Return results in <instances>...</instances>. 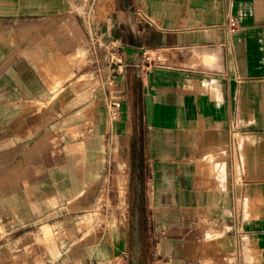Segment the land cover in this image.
Wrapping results in <instances>:
<instances>
[{
    "label": "crops",
    "instance_id": "crops-1",
    "mask_svg": "<svg viewBox=\"0 0 264 264\" xmlns=\"http://www.w3.org/2000/svg\"><path fill=\"white\" fill-rule=\"evenodd\" d=\"M0 264H264V0H0Z\"/></svg>",
    "mask_w": 264,
    "mask_h": 264
},
{
    "label": "rangeland",
    "instance_id": "rangeland-1",
    "mask_svg": "<svg viewBox=\"0 0 264 264\" xmlns=\"http://www.w3.org/2000/svg\"><path fill=\"white\" fill-rule=\"evenodd\" d=\"M105 193L91 210L67 212L68 216L61 218L59 224L43 230L42 234L40 233L33 240L39 245H43L47 249L48 255L51 256L53 245H58L61 242L60 245L64 246L62 240L65 234L68 235L72 243H76L79 240L91 238L104 229H114L118 224V213L122 214L126 208V203L123 202V189L119 187L117 190L110 186Z\"/></svg>",
    "mask_w": 264,
    "mask_h": 264
},
{
    "label": "built area",
    "instance_id": "built-area-1",
    "mask_svg": "<svg viewBox=\"0 0 264 264\" xmlns=\"http://www.w3.org/2000/svg\"><path fill=\"white\" fill-rule=\"evenodd\" d=\"M223 27L226 31V35L230 36L231 34L235 33L238 30L239 25L235 17L229 16L227 17ZM113 62L114 64L116 63V64H119L120 66H125V64L123 65L121 63V60L118 58L115 59ZM142 63H143V67L145 70H150L152 68H155L159 63H161V61H160V58L158 57H152L150 55H146V56H143ZM120 108H121V105L119 101L110 100L108 102L107 109H108L109 118L111 120H114L118 117Z\"/></svg>",
    "mask_w": 264,
    "mask_h": 264
}]
</instances>
